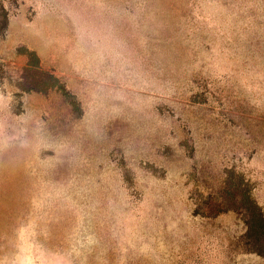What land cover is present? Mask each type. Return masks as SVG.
Returning a JSON list of instances; mask_svg holds the SVG:
<instances>
[{"label": "rangeland", "instance_id": "1", "mask_svg": "<svg viewBox=\"0 0 264 264\" xmlns=\"http://www.w3.org/2000/svg\"><path fill=\"white\" fill-rule=\"evenodd\" d=\"M264 0H0V264H264Z\"/></svg>", "mask_w": 264, "mask_h": 264}, {"label": "trees", "instance_id": "2", "mask_svg": "<svg viewBox=\"0 0 264 264\" xmlns=\"http://www.w3.org/2000/svg\"><path fill=\"white\" fill-rule=\"evenodd\" d=\"M236 198L237 204L245 213L248 227L243 246L246 250L264 257V210L247 188L241 189Z\"/></svg>", "mask_w": 264, "mask_h": 264}]
</instances>
